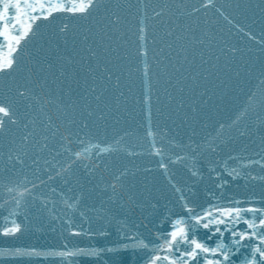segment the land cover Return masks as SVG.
I'll return each mask as SVG.
<instances>
[{
	"label": "water",
	"instance_id": "water-1",
	"mask_svg": "<svg viewBox=\"0 0 264 264\" xmlns=\"http://www.w3.org/2000/svg\"><path fill=\"white\" fill-rule=\"evenodd\" d=\"M161 2L102 0L100 11L94 13L92 19H80L70 13L56 12L54 18L37 21L40 35L27 45L21 55H24L27 67L37 72V77L47 75L49 88L55 89L57 85L52 83L53 77L47 73V62L52 61L56 65L52 71L59 75L60 62L55 57L75 56L74 40L77 48L81 47L79 40L82 33L89 28L98 30L101 26L99 21L103 20L104 8L107 6L115 9L119 5L132 29L127 46L129 59L125 62L122 78L123 84L129 85L132 90L123 88L127 99L118 106L119 111H116L115 90L106 93V99L111 101L112 113L105 121H96L89 128L73 127L72 131L78 134L79 139L73 136L69 142L61 139L63 127H60L56 136L48 130L49 124L53 125L52 131H55V126L65 125L67 119L55 105H46L44 101L36 103L44 95L36 88L33 98L25 101L33 104L35 110L28 109L26 119L22 112L20 125H12L8 133H0V230L6 222L12 220L20 223L23 230V234L16 236L0 235V249L35 248L51 252L66 250L62 245H68L69 248L77 244L81 247H111L109 240L115 239V235L100 237L96 233L102 226L116 232L117 226L115 223L109 224V219L117 208V220L122 221L127 228H131L132 224L137 225L133 231L138 232L141 238L147 237L145 243L151 241L149 249L107 252L101 253L99 257L4 256L0 257V264H72L73 261L75 264H117L119 261L125 264L129 261L131 264H145L153 255L151 249L164 244L163 236L172 230L170 222L174 223L179 216H185L179 200L180 193L175 188H180L189 206L197 210L212 208L214 205L227 206L231 198L252 202L241 205L244 207H264V160L257 155L264 150V84H261L264 80V4L261 0H212L211 6L204 7L208 0H182L181 10L185 12L183 22L191 24L197 36L212 38L210 45L202 46L205 59L209 60L203 68L210 69L211 74L204 72L195 82L188 80L182 85L183 93L169 88L175 97L169 100L154 76L148 83L144 82V64L137 56L138 41L133 34L140 21L148 26L150 36L153 31L162 34L153 11V8L159 10L157 5ZM163 2L176 12V5L181 0ZM197 8L200 11H195ZM64 24L68 25L66 33L60 32ZM148 46L151 63L150 42ZM37 59L41 60L44 71L37 69ZM75 59L79 57L75 56ZM200 63L197 57L196 65ZM72 67L69 66L68 70L71 71ZM199 71V67L194 66L192 69L193 75ZM205 76L207 79H204ZM15 83L23 81L20 77L14 81L12 76H0V95L8 92ZM149 84L151 106L143 102ZM202 92L205 93L203 96L200 95ZM118 94L115 92V95ZM157 95L160 97L159 103L156 102ZM181 98L184 107L178 108ZM42 103H45L43 110ZM149 107L151 120L147 119ZM92 119L95 120V117ZM149 127L159 133L156 136L157 147L163 141L169 154L194 155L198 175L192 174L191 163L169 165L165 173L158 164L160 157L150 154L154 149L149 143L150 138L145 135ZM29 132L32 136L24 140ZM117 141L120 151L105 152L103 155L97 152V144L104 147L105 144H116ZM188 145L196 150L195 153ZM85 149L87 152L84 155L76 156L77 153H84ZM57 152L61 155L57 156ZM229 156L240 159L229 160ZM250 160L259 163L250 165ZM222 162L228 165L225 171L239 167L242 175L236 179L223 176L228 183L220 188L216 173H210V169L217 165L223 167ZM69 164H72V168H68ZM119 171H126L125 186L121 188L117 185L114 192L109 184L115 183L113 174ZM245 172L250 173L254 179L245 175ZM49 175L53 179L49 180ZM27 190L31 191V195ZM21 193L24 195L21 196ZM16 200L20 203L17 204ZM247 218L251 219V214ZM220 227L223 229L224 226ZM236 230H246V225L241 222ZM208 231L198 230L196 238L214 247L220 238L219 234L207 240ZM72 232H81L82 235L72 236ZM157 234H161V238L157 239ZM232 239L227 232L223 236L229 246ZM249 243L252 247L241 246L240 253L232 257L234 264H243L246 257L250 258L258 241H243V245ZM165 254L163 251L155 253Z\"/></svg>",
	"mask_w": 264,
	"mask_h": 264
},
{
	"label": "snow or ice",
	"instance_id": "snow-or-ice-1",
	"mask_svg": "<svg viewBox=\"0 0 264 264\" xmlns=\"http://www.w3.org/2000/svg\"><path fill=\"white\" fill-rule=\"evenodd\" d=\"M101 3L102 0H56V2H53V0H0V76H12L14 81L17 77H20L23 81V83H15L14 87L8 89V92L0 95V133H8L10 126L20 125L22 123V112L26 119L28 109L35 110L33 104L25 103V101L33 98L32 94L36 88H39L44 95L41 96L39 101L35 102L44 101L46 105H55L58 111H62L63 116L67 119L65 125L55 126V131H52L53 125L49 124L47 126L48 130L52 132L53 136H56L60 132V127H63L64 132L61 133V139L69 142H71L73 136L79 139L78 134L72 131L73 127L89 128L96 121H105L112 113L111 101L106 99V93L115 90L113 95L117 105L116 111H119L118 106L121 103L126 102L127 97L123 88H127L128 91L132 89L129 85L123 84L122 78L125 73V62L129 59L127 46L130 43L129 32L132 29L128 26L127 16L121 13L119 5L115 9L107 6L104 8L103 20L99 21L101 26L98 30L89 28L82 33L79 40L81 47L77 48L74 40L73 52L75 56L79 57L78 60L75 59V56H56L55 60L60 62L59 75L52 71L56 65L52 61L47 62V73L53 77L52 83L57 85L55 89L49 88L47 75L37 77V72L27 67L24 55H21L25 52L27 45L40 35L38 31L40 25L37 24V21H47L50 17L54 18L53 14L56 12L70 13L80 19H92L94 13L100 11ZM261 3L264 4V0H261ZM211 4L212 0H208L204 7L211 6ZM132 6L134 7V5ZM157 7L159 10L153 8V11L155 18L158 19L162 34L153 31L150 36L149 28L143 21L139 22V26L136 27L133 34L137 36L138 41L137 56L144 64L142 70L144 82L148 83L154 76L156 83L163 87L167 98L172 100L175 97L173 92L169 91V88L183 93L184 87L182 85L188 80L195 82L204 72L211 74L210 69L203 68V65L207 64L209 60L205 59L202 46L210 45L212 38L206 35L197 36L196 29L191 24L183 22L185 12L181 10L183 8L182 0L180 4L176 5V12H173L163 0ZM195 11L198 12L200 9L197 8ZM177 12H179V15H177ZM165 17H167V23H165ZM67 30V24L60 28L62 33H66ZM149 42L152 45L151 63H149ZM198 46H200L199 51ZM229 51H233V49H229ZM197 57L201 62L198 66L196 65ZM209 59H211V56H209ZM216 59L219 60L220 57L217 56ZM28 62H31L30 54ZM69 66H73L71 71L68 70ZM194 66L201 69L195 75L192 72ZM36 67L39 71H44L43 64L39 59L36 60ZM153 68L156 69L155 72H153ZM162 78L163 83L161 84ZM204 79H207V77L205 76ZM261 84H264V80L261 81ZM188 87L191 88L192 86L188 85ZM45 89H48V91L45 92ZM115 92L119 94L115 95ZM204 94L203 92L200 93L201 96ZM159 99L160 97L157 95V103H159ZM93 102H95L94 108ZM143 102L149 106L152 104L150 84L149 91L144 93ZM44 106L45 103H42V110ZM177 107H184L182 98ZM77 109H79L78 112ZM93 117H95V120L92 119ZM151 118L152 113L149 107L147 119L151 120ZM49 120L51 121V117H49ZM23 126L27 127V124ZM158 134L151 127L145 132V135L150 138L151 148L154 149V152L150 154L160 157L159 167L167 173L169 165L177 163L188 165L191 163L192 174L198 175V172L195 171V156L180 155L179 153L169 154L165 150L163 141H160V146L157 147L156 136ZM30 136H32L31 132L24 136V140H28ZM176 146L179 147L178 144ZM44 147H47V145H44ZM187 147L195 153L196 150L191 149V145ZM218 147L222 148V146ZM197 148H199V145H197ZM96 149L101 155L105 152L112 153L121 150L119 141L116 144H105L104 147L97 144ZM123 150L127 151V149ZM212 151L215 152L216 150L212 149ZM86 152L87 149L84 150V153H77L76 156H82ZM135 154L130 153V155ZM56 155L61 154L57 152ZM257 155H260L261 160H264V150L257 153ZM228 159L238 160L240 158L229 156ZM74 163L75 161L72 162V164ZM209 163H215V161ZM222 163L223 167L217 165L216 168L210 169V173H216L217 185L220 188L228 183L227 180L223 179V176L226 175L236 179L241 178L242 175L239 167H231L229 171H225L228 165L226 162ZM257 163L259 161L250 160L249 162L250 165ZM72 164H69L68 168H72ZM217 168H219V171H217ZM146 171H151V169H146ZM244 174L250 177V173L245 172ZM125 175L126 171L113 174L115 183L109 184V187L114 192L117 185L121 188L125 186ZM48 178L49 180L53 179L51 175ZM250 178L254 179V177ZM33 187H36V185H33ZM175 190L180 193L179 200L185 216H179L174 223L170 222L172 230L163 236L164 244L151 249L153 255L146 260L145 264H192L193 261H195V264H234L232 257L240 253L241 246L252 247L251 243L243 245V241L248 240L251 242L254 239L258 243L253 248L250 258L246 257L243 260V264H264V207H244L241 205L252 202L231 198L227 206L214 205L212 208L197 210L195 207L189 206V202L180 188H175ZM27 191L31 195V191ZM52 191H55V189H52ZM23 195L21 193V196ZM16 203L19 204L20 201L16 200ZM12 214L9 213V215ZM118 214L119 208L115 210V214H112L109 219V224L115 223L117 226L115 233L103 226L96 233L100 237L115 235V239L109 240L111 247H81L77 244L69 248L68 245H62L66 250L51 252L39 251L35 248L31 250L8 248L0 249V257H99L101 253L129 250L134 252L138 248L147 251L151 241L145 243L147 237L141 238L138 232L133 231L137 228V225L132 224L131 228H127L122 221L117 220ZM248 214H251V219L247 218ZM241 222L246 225V230L237 231L236 226ZM221 225L224 226L223 229L220 227ZM200 229L209 230L207 240H211L216 234H219L220 238L214 247L209 246L206 241L200 242L196 238V232ZM226 232L233 238L231 246L223 240ZM17 234H23V230L21 224L15 220L6 222L5 227L0 230V235L3 236H16ZM71 235L81 236L82 233L72 232ZM159 238H161V234H157V239ZM129 240L134 242L127 243L126 241ZM158 251H163L166 254L155 255ZM72 264H75V262L73 261ZM117 264H125V262L119 261ZM127 264H131V261Z\"/></svg>",
	"mask_w": 264,
	"mask_h": 264
}]
</instances>
